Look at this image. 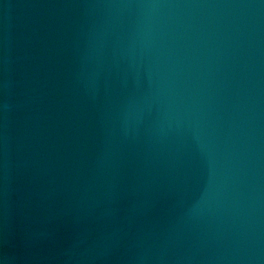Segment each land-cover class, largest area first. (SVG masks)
<instances>
[{"label":"water","instance_id":"obj_1","mask_svg":"<svg viewBox=\"0 0 264 264\" xmlns=\"http://www.w3.org/2000/svg\"><path fill=\"white\" fill-rule=\"evenodd\" d=\"M0 264H264V0H0Z\"/></svg>","mask_w":264,"mask_h":264}]
</instances>
